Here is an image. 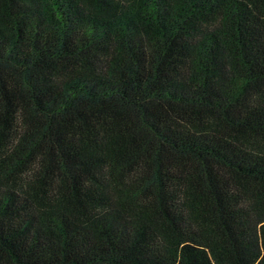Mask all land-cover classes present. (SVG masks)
Returning <instances> with one entry per match:
<instances>
[{"label":"trees","instance_id":"16d2710c","mask_svg":"<svg viewBox=\"0 0 264 264\" xmlns=\"http://www.w3.org/2000/svg\"><path fill=\"white\" fill-rule=\"evenodd\" d=\"M0 264H264V0H0Z\"/></svg>","mask_w":264,"mask_h":264}]
</instances>
